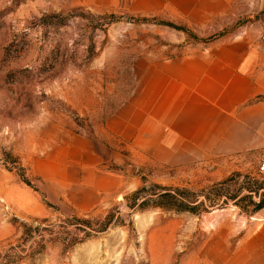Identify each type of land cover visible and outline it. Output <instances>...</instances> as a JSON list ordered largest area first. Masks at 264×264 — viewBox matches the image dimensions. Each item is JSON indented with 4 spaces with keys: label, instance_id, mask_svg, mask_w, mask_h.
I'll use <instances>...</instances> for the list:
<instances>
[{
    "label": "rangeland",
    "instance_id": "1",
    "mask_svg": "<svg viewBox=\"0 0 264 264\" xmlns=\"http://www.w3.org/2000/svg\"><path fill=\"white\" fill-rule=\"evenodd\" d=\"M228 1L207 19L211 0H0V264L22 221L98 226L115 210L106 231L72 246L45 237L18 264H264L260 147L176 153L153 125L132 142L147 69L256 17L253 0ZM153 184L203 205L130 210L125 198Z\"/></svg>",
    "mask_w": 264,
    "mask_h": 264
},
{
    "label": "crops",
    "instance_id": "2",
    "mask_svg": "<svg viewBox=\"0 0 264 264\" xmlns=\"http://www.w3.org/2000/svg\"><path fill=\"white\" fill-rule=\"evenodd\" d=\"M211 3L207 19L230 10L228 0ZM249 12L256 17L235 33L147 69L155 74L143 92L151 101L133 145L153 125L159 144H173L176 153L229 155L264 147V0H253Z\"/></svg>",
    "mask_w": 264,
    "mask_h": 264
},
{
    "label": "trees",
    "instance_id": "3",
    "mask_svg": "<svg viewBox=\"0 0 264 264\" xmlns=\"http://www.w3.org/2000/svg\"><path fill=\"white\" fill-rule=\"evenodd\" d=\"M110 17H114L111 14ZM226 184L221 182L220 186ZM195 193L180 187H164L157 184L143 185L128 195L126 205L130 210L145 209L148 207H161L175 210H186L196 212L203 203H195ZM211 205H215L212 200ZM49 204V203H48ZM264 201L257 206L261 207ZM51 206V204H49ZM114 212H109L102 222L97 226L86 224L83 227L73 226L71 220L78 218H65L59 223H50L46 218H32L31 220L22 221L18 224L17 230L21 234V241L17 246L9 245L8 254L1 258V264H18L19 260L25 256H32L40 253L44 248L45 237H50L54 241H59L64 246H72L93 234L106 231L112 224L120 222L121 219ZM85 221V220H82ZM89 223V222H87ZM80 233H82L81 236ZM17 248V252L15 249ZM10 250V251H9Z\"/></svg>",
    "mask_w": 264,
    "mask_h": 264
},
{
    "label": "built area",
    "instance_id": "4",
    "mask_svg": "<svg viewBox=\"0 0 264 264\" xmlns=\"http://www.w3.org/2000/svg\"><path fill=\"white\" fill-rule=\"evenodd\" d=\"M255 175L258 179L264 180V147L261 148L256 159Z\"/></svg>",
    "mask_w": 264,
    "mask_h": 264
}]
</instances>
